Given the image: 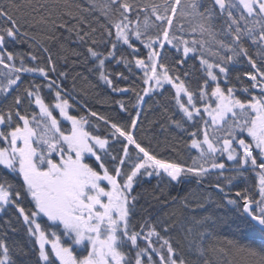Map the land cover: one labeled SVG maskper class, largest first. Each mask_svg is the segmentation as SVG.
<instances>
[{
	"label": "snow or ice",
	"instance_id": "6c2138e0",
	"mask_svg": "<svg viewBox=\"0 0 264 264\" xmlns=\"http://www.w3.org/2000/svg\"><path fill=\"white\" fill-rule=\"evenodd\" d=\"M85 4L0 3V67L6 70L0 73V95L7 100L16 93L0 107V173L16 181L0 174V264H264V0ZM37 24L74 33L95 61L90 71L113 93L136 96L132 111L121 99L112 101L118 105L116 117L91 110L73 114L77 101L64 87L68 72L58 70L48 48L42 49L45 56L8 50L30 38L26 25ZM189 60H198L199 68ZM111 62L129 74L133 68L141 73L139 91L118 86L129 77L109 70ZM245 62L250 70L233 77L230 66ZM26 73L41 83L33 79L21 90ZM166 86L174 90L170 99L180 115H168V124L187 133L190 148L198 151L191 163L163 157L137 135L145 98L163 96ZM33 106L38 111H30ZM93 118L103 122V135L95 134L99 123L89 130ZM213 173L223 214L190 219L184 231L187 251L170 235L177 227L175 214L150 213L138 226L132 223L142 210L136 189L145 178L169 186L194 181L199 188ZM249 180L258 198L247 187L234 197L226 191ZM152 198L165 206L179 202L189 211L204 208L209 199L203 196L201 202L194 191ZM222 227L231 230V238L219 234Z\"/></svg>",
	"mask_w": 264,
	"mask_h": 264
},
{
	"label": "trees",
	"instance_id": "16d2710c",
	"mask_svg": "<svg viewBox=\"0 0 264 264\" xmlns=\"http://www.w3.org/2000/svg\"><path fill=\"white\" fill-rule=\"evenodd\" d=\"M16 3L24 5L27 0H15ZM35 3L36 0H33ZM43 2V0H40ZM77 3L85 4V0H76ZM102 2V0H100ZM0 3L8 4L9 0H0ZM28 11L25 8H21V12ZM97 14V13H94ZM19 16V13H16ZM33 15H36L35 13ZM86 19L90 22L93 20V16L87 13L84 14ZM67 19V18H65ZM142 19V17H141ZM103 18H101V23H103ZM94 26L99 28V24ZM24 30L30 33V38H22L13 44L8 46L9 51H13L18 54L27 53L32 51L35 54L45 56L43 53V48H48L53 58L57 61V67L60 71L68 72L67 81L64 87L72 92L73 97L77 101L75 105L76 111L73 114L87 115L88 110L95 111L100 115L107 117H116L118 112V105L112 103L113 100H125L129 101V110L132 111L131 105L136 102V96L128 92L126 94L113 93L111 89L104 84L103 81L99 79V74L96 71H90L93 69L95 61L88 58L86 45L81 44L75 39L74 33H69L64 29L53 30L50 26L43 24H37L34 27L25 26ZM50 37H55V39H50ZM99 37H97L98 39ZM34 45V47H32ZM215 47V46H213ZM103 50V49H101ZM141 51H146L141 48ZM255 52V49H252ZM77 53L79 55H77ZM43 62V61H42ZM18 63V62H17ZM34 63V62H33ZM195 64L196 68H199V62L189 60V65ZM106 67L113 71H122L126 76L129 77L127 82H117L119 87H136L137 91L142 87L140 83L139 76L141 73L133 68V74H129L123 65L116 67L115 62L108 63ZM232 68V75L235 77L237 74H242L244 71L250 70V66L245 62L242 64H235L230 66ZM6 71L0 67V73ZM73 77H75V89L73 90ZM36 79V77L31 73H26L23 76V83L21 84V90L30 81ZM36 83H41V80L36 79ZM244 83H247V78H244ZM195 84V80H193ZM238 88H242V84H237ZM174 90L169 86H166L164 90V95H156L151 98L146 97V103L141 106L142 116L141 119L143 124L141 126L140 132L137 133L138 138L142 139L147 145L149 142L153 149L160 153L163 157H171L173 159H180L191 163V157L198 155V151L190 148V140L187 133L177 129L174 125L169 126L168 115H172L174 119H180V115L175 113L174 104L171 102V95ZM13 92L4 100V97L0 95V107H6L8 103L11 102L14 95ZM44 95L49 96L45 91ZM86 106V107H84ZM168 109V113H164V108ZM30 111H38L37 108L33 106ZM135 113L133 112V115ZM119 118L121 120L127 119V114L120 113ZM151 122V124H150ZM99 123V130H95V134L103 135L105 129L103 122H98L95 118L92 120L94 128L89 129L94 131L95 125ZM65 128L70 127L67 122L62 123ZM164 125V128H161ZM187 127V125H186ZM150 128V130H149ZM189 132L192 131L191 128L188 129ZM174 149V150H173ZM135 157V152L132 153ZM94 159V158H93ZM5 176L9 181L15 183L13 177L8 175L6 171L0 173ZM229 175V173H225ZM217 173H213L211 176L206 178L199 188L197 184L193 181L190 184L183 185H171L167 184L165 180L163 183H159L157 178H145L141 183L140 187L136 189L137 193H140V206L142 210L138 211L133 218L132 223L134 225H139L144 221V219L151 213L154 217L163 218L165 214L172 216L176 220L177 227L170 233L173 237L180 239L184 244V249L187 251V243L184 242V231L188 226L191 218H199L203 215H207L215 211L217 215H222L223 210L217 207V202L221 200V194L216 192L212 185L216 182ZM247 187L249 194L254 198H258V190L255 188V182L252 180L237 183V187L226 189L230 191L231 195L234 197L237 190ZM190 191H194L198 196H201V202H203L202 197H209L207 203H205L204 208H196L193 206L194 210H185L182 205L177 202L175 204L162 205L152 198L153 193L161 194L163 196L172 195L177 197H182L188 194ZM230 208L232 206H229ZM146 209L147 211H144ZM2 215V214H0ZM186 218H188L186 220ZM46 219V218H45ZM183 225L184 227H181ZM221 236H229L231 238V230L227 227H222L218 230ZM143 246V245H142Z\"/></svg>",
	"mask_w": 264,
	"mask_h": 264
},
{
	"label": "rangeland",
	"instance_id": "374dc122",
	"mask_svg": "<svg viewBox=\"0 0 264 264\" xmlns=\"http://www.w3.org/2000/svg\"><path fill=\"white\" fill-rule=\"evenodd\" d=\"M3 72H4V70H3ZM5 82H6V80H5ZM57 115H58V114H57ZM62 123H63V122H62ZM62 127L65 128V127L63 126V124H62Z\"/></svg>",
	"mask_w": 264,
	"mask_h": 264
}]
</instances>
